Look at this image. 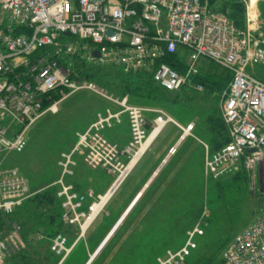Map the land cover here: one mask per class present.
<instances>
[{
    "label": "built area",
    "instance_id": "1",
    "mask_svg": "<svg viewBox=\"0 0 264 264\" xmlns=\"http://www.w3.org/2000/svg\"><path fill=\"white\" fill-rule=\"evenodd\" d=\"M214 1L0 0V223L41 192L30 187L18 166L3 169L6 156L22 152L31 126L44 114L58 112L72 94L89 90L113 101L120 110L98 113L63 153L55 195L61 202L62 221L77 226L78 233L72 242L62 232L52 237L57 264L64 263L85 237L88 222L94 223L129 177L133 158L148 150L149 146L142 153L155 129L162 131L166 124L176 123L161 111L148 130L147 108L131 104L128 97L110 96L83 72L78 75L75 61L97 68L116 66L127 73L147 72L156 85L173 94L185 88L205 90L198 80L200 62L220 66L231 76L221 109L230 140L217 150L201 141L204 174L218 180L245 170L256 177L264 161V76L254 68L264 65V27L252 0L246 6L243 28L218 10ZM172 56L178 57L181 69L167 61ZM122 114L128 116L132 137L109 154L103 132L121 122ZM178 126L182 130L179 144L194 136V122ZM81 157L95 169L117 174L105 194L77 190L72 178ZM105 197H109L106 202ZM4 228L1 224L0 264L26 248L18 223H12L8 231ZM203 235L200 224L189 229L183 245L167 250L154 264H187ZM92 259L91 254L88 264ZM221 264H264V209L227 243Z\"/></svg>",
    "mask_w": 264,
    "mask_h": 264
},
{
    "label": "rangeland",
    "instance_id": "2",
    "mask_svg": "<svg viewBox=\"0 0 264 264\" xmlns=\"http://www.w3.org/2000/svg\"><path fill=\"white\" fill-rule=\"evenodd\" d=\"M236 2L242 4L245 17L249 0H218L215 7L232 9L231 4ZM255 6L264 27V0H258ZM74 64L78 75L83 72L91 77L110 96L120 99L128 97L132 104L149 109L150 118L163 111L183 125L195 122L196 129L194 136L186 137L178 145V150L170 153L182 131L173 122L166 124L63 264L84 263L143 185L144 171L155 170L167 154L170 155L168 162L160 172L153 174V180L128 219L89 264H154L167 250L180 248L186 239V232L198 224L203 226L204 235L188 264H221L226 244L252 221L254 214L264 209V161L256 177L245 170L221 180L204 174V146L201 141L213 147L209 125L224 122L221 109L230 83L228 72L215 63L202 61L198 80L205 85L203 92L185 88L178 93L168 94L154 88L157 92L148 95L150 81L140 78V75H130L116 66L97 68L84 61H75ZM254 70L264 76V65ZM107 103H110L107 98L89 90L72 94L60 104L58 112L44 114L31 126L25 149L10 152L3 162V169L18 166L30 187L41 191L39 196L48 191L56 193L58 186L54 183L62 172L60 162L63 153L74 144L77 132L87 128L97 113L109 105ZM147 113L148 130H151L152 120H149ZM128 128L130 130L129 122ZM110 131L103 132L108 142L104 149L109 154L122 149L132 137L129 133L126 141L112 142L107 137ZM79 159L75 175L81 165L82 178L89 184L88 190L96 192L98 179H106L107 175L112 178L103 192H96L105 194L117 174L114 175L113 170L95 169L82 157ZM91 201L92 198L88 202ZM58 211L56 204H31L13 218L5 217V231L16 222L28 237L26 248L7 257V264H27L29 257L35 259L34 264H48L49 259L51 264L53 226L49 228L50 220L43 218L42 214H58ZM24 221L25 225L22 224ZM39 234L42 235L41 239L37 238Z\"/></svg>",
    "mask_w": 264,
    "mask_h": 264
},
{
    "label": "trees",
    "instance_id": "3",
    "mask_svg": "<svg viewBox=\"0 0 264 264\" xmlns=\"http://www.w3.org/2000/svg\"><path fill=\"white\" fill-rule=\"evenodd\" d=\"M217 1L218 0H215L214 2L216 3ZM241 5H242L241 3L236 2V3L231 4V7H233L232 9L231 8L228 9V7H226V8H219V9L217 8V9L220 10V11H222V12L227 13L228 16L236 23V25L238 27L243 28L244 25H245V20H244V14L242 13L243 12V9H242ZM167 61L170 62L172 65H175L176 67L180 68V69L182 68V66L179 65V63H177V61H178V57L177 56L169 57ZM128 74H130V75L135 74V75H138V76L140 75L139 76L140 78H143L144 80L145 79H148L150 81L149 85L151 87V90L148 92V95H152V92L153 91L157 92V90H161L164 93L173 94V93H170V92L165 91L164 89H162L161 87H159L158 85H156L153 82V80H152L151 74H149L147 72L137 71V72H130V73L128 72ZM229 76H230V74H229ZM88 78L91 79V77H89V76H88ZM230 79H231V76H230ZM154 88H156L157 90H155ZM209 133H210L211 142H212V145H213V147H211L212 150H217V149L221 148L223 145H225L226 143H228L229 140H230L229 135H228V131H227V127H226V125H225L224 122H221V123H216V122L210 123V125H209ZM218 180H221V179H218ZM44 203H47V204H56V206L58 207V210H59L58 211V214H51V212H49L48 215H46V216L44 214H42L43 218L46 217V218H48L50 220V227L49 228H51L53 226L52 228L55 230V231H53V229H51V231H52L51 237H53L55 234L60 233V232L65 233V234H68V235H72L71 234L73 232V229L72 228H74V227L73 226H69V225H65L64 222L62 221V219H61V215H62L61 202L56 197V195L54 194V192L48 191V192H45L44 194H42L40 196L38 194L37 196H35L31 200H29L27 202V204L25 206H23V208H25L26 206L31 205V204L43 205ZM23 208H21V209H23ZM21 209H19L18 211H16L12 215H6V216L9 217V218H13V216L15 214H17ZM5 217L4 218H1L0 225L2 224V228L5 226V220H6ZM56 221H57V223H55ZM22 224L25 225L26 222L24 221V222H22ZM21 235L25 239V241L28 242V237L25 234V231L22 232V229H21ZM50 251H51V249H50ZM51 254L53 255V260L51 261V264H55L56 262H58V259L59 258L52 251H51ZM191 258H189V260ZM189 260L187 261V264H188ZM33 261H35V259L33 257H29L28 259H26V263L27 264H34ZM7 263H8V260H7ZM49 263H50V259H49L48 264Z\"/></svg>",
    "mask_w": 264,
    "mask_h": 264
},
{
    "label": "crops",
    "instance_id": "4",
    "mask_svg": "<svg viewBox=\"0 0 264 264\" xmlns=\"http://www.w3.org/2000/svg\"><path fill=\"white\" fill-rule=\"evenodd\" d=\"M120 68V67H119ZM99 95V94H98ZM103 97V96H102ZM109 100V99H108ZM110 101V103H107V104H109V105H107V106H105V107H103V109L102 110H100L98 113H100V112H105L107 109H110V110H112V111H115V112H118L119 110H120V107L116 104V103H114L113 101H111V100H109ZM130 102V101H129ZM131 103V102H130ZM132 104V103H131ZM97 113V114H98ZM147 113V112H146ZM147 115H148V118H149V120L151 119V120H153V118L157 115H154L152 118H150V115H149V109H148V113H147ZM147 117V116H146ZM96 118H97V116L94 118V120L88 125V127L96 120ZM175 120V119H174ZM176 121V120H175ZM128 116L126 115V114H122L121 115V122H115L114 123V125L112 126V127H110V128H108V129H106V130H112V131H110V132H108V134H107V137H108V139L109 140H111L112 142L114 141H116V142H123V141H126L127 139H128V137H129V133H130V130H129V128H128ZM174 123V125H176L179 129H180V127L178 126V124H181V123H179V122H177L176 121V123H178V124H176L175 122H173ZM195 123V122H194ZM121 125H125V126H127V128L126 127H122ZM182 126H185V125H183V124H181ZM187 125V124H186ZM196 125V124H195ZM87 127V128H88ZM87 128H85L84 130H86ZM164 129V128H163ZM162 129V130H163ZM195 129H196V126H195ZM194 129V130H195ZM181 130V129H180ZM81 131H83V130H81ZM182 131V130H181ZM162 132V131H161ZM194 132V131H193ZM182 133V132H181ZM161 134V133H160ZM194 134V133H193ZM181 136V135H180ZM184 141V140H183ZM179 142H180V137H179V139H178V141H177V143L176 144H174L173 145V147H175L177 144L179 145ZM178 150V149H177ZM170 155L169 154H167L165 157H164V159L165 158H167V157H169ZM142 159V158H141ZM141 161V160H140ZM78 163L80 164V159H79V161H78ZM163 164V161H161V163H160V165H159V167H157L155 170H153L152 171V169L151 170H149V169H147L146 171H144V174H143V178H144V182H143V185L140 187V189H138L137 190V192L135 193V195L133 196V198L131 199V201L129 202V204L127 205V207L130 205V203L132 202V200L134 199V197L136 196V194L140 191V190H142V189H144L145 187H146V185L149 183V182H151V180H153V174L155 175V173H157V170L159 169V168H161L160 166ZM138 166V165H137ZM80 168V169H79ZM82 168H81V165L78 167V174H76L75 175V178H74V183H75V185H76V188H77V190H79L80 192H87V190L89 189V188H87L88 187V183H87V180H85V179H83L82 177H83V175H82V170H81ZM135 169V168H134ZM133 172V171H132ZM131 172V173H132ZM103 173V172H102ZM130 176V175H129ZM111 177L110 176H108L107 175V178L106 179H104V178H100V179H98L99 181H97V193H100V192H103L106 188H107V186L110 184V181H111ZM54 194H56V193H54ZM126 207V208H127ZM126 208L121 212V214H120V216L124 213V211L126 210ZM120 216L118 217V219L120 218ZM117 219V220H118ZM74 228H72L73 229V232L71 233L72 235H68L67 234V236L69 237V240H70V242H72L76 237H77V233H78V227L77 226H73ZM96 250V249H95ZM94 250V251H95ZM52 251V250H51ZM93 251V252H94ZM91 254H92V252H91ZM91 254L90 255H88L87 256V259L84 261V263L83 264H88V259H89V257L91 256ZM55 264H57V262L55 263Z\"/></svg>",
    "mask_w": 264,
    "mask_h": 264
},
{
    "label": "bare ground",
    "instance_id": "5",
    "mask_svg": "<svg viewBox=\"0 0 264 264\" xmlns=\"http://www.w3.org/2000/svg\"><path fill=\"white\" fill-rule=\"evenodd\" d=\"M258 0H252V5H256ZM161 133V129L157 128L155 129V131L151 134V136L149 137L148 141L144 144L143 148H142V153L146 150V148L149 146L148 149H150L152 147V145L154 144V142L156 141V139L159 137ZM148 151V150H147ZM146 151V152H147ZM146 152L144 153V155L146 154ZM142 155L141 157L139 155L135 156L130 164V166L134 168L137 166V164L140 162L141 158L144 156ZM169 157L165 158L163 160V164L160 166L162 167L163 165H165L168 162ZM159 168L157 170V172H160ZM152 181V180H151ZM150 182L146 185V187L142 190H140L136 196L134 197V199L132 200V202L130 203V205L126 208V210L124 211V213L120 216V218L115 222V224L113 225V227L109 230V232L106 234V236L104 237V239L98 244V246L96 247V250L92 253V258H94L96 255L100 254L103 249L107 246V244L109 243V241L112 239V237L115 235V233L117 232V230L122 226V224L128 219L130 213L134 210V208L136 207V205L140 202V200L142 199V197L144 196V191L145 189L149 186ZM107 197H105L106 199ZM112 198V197H111ZM104 199V200H105ZM109 199V197L105 200V202ZM111 200V199H110ZM109 200V202H110ZM93 222V221H92ZM92 223L91 221L88 222L87 224V230H89V228L91 227Z\"/></svg>",
    "mask_w": 264,
    "mask_h": 264
},
{
    "label": "water",
    "instance_id": "6",
    "mask_svg": "<svg viewBox=\"0 0 264 264\" xmlns=\"http://www.w3.org/2000/svg\"><path fill=\"white\" fill-rule=\"evenodd\" d=\"M94 55L95 56H98L99 55V52L98 51L94 52Z\"/></svg>",
    "mask_w": 264,
    "mask_h": 264
}]
</instances>
